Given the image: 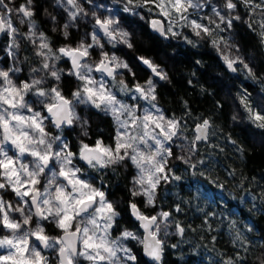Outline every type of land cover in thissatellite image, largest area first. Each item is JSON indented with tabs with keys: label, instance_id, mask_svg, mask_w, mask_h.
I'll use <instances>...</instances> for the list:
<instances>
[{
	"label": "snow or ice",
	"instance_id": "6c2138e0",
	"mask_svg": "<svg viewBox=\"0 0 264 264\" xmlns=\"http://www.w3.org/2000/svg\"><path fill=\"white\" fill-rule=\"evenodd\" d=\"M122 2L123 11L134 15L138 14L135 7L151 4L168 22L165 28L162 21H151L153 30L163 38L182 35L175 30L177 27L190 28L197 37L210 38L229 71L236 72L239 64L248 75L255 76L241 56L229 54L233 45L215 33L230 31L234 21L241 20L238 4L250 13L257 9L264 13V0H143V5L136 0ZM13 3L14 0H0V34L8 39L4 51L12 61L7 68H0V233H6L0 234V264H51L45 250L55 253L57 264H80L81 258L90 264H139L137 255L124 241H136L149 264H163L168 229L174 223L172 213L157 211L148 215L130 199L129 212L143 234L125 228L114 237L120 212L103 185H96L98 178L89 170L100 172L130 164L136 169L130 195L143 197L145 207L155 209L161 183L182 179L169 163L174 146L187 153L176 155V159L188 165L193 175L198 164L208 167L204 160L193 163L192 156L198 152L197 144L208 140L210 121L197 123L194 137L186 143L187 123L166 117L157 104V84L168 80L167 72L151 59L139 57L150 72L141 83L126 61L106 50L107 45L116 48L119 44L132 48L133 42L119 20L97 14L103 5L94 0H56L65 21L61 25L56 16H51L53 31L63 37V46L55 47L34 19V0H25L18 7L10 6ZM205 7L215 18L201 17L207 24L189 19L190 10L202 11ZM81 22L91 24V30L74 40L71 30H79ZM19 25H26L27 31H21ZM248 26L251 28V23ZM260 27L264 42V18ZM26 46L32 47L36 62L30 76L20 80L16 75L22 71L19 65L31 60L29 56L21 57ZM125 71L133 77L131 86L124 79ZM65 77L78 81L71 97L61 88ZM241 104L248 119L264 129V113L251 106L247 95L241 97ZM80 105L112 118L114 144H106L102 138L90 144L81 138L73 150L65 129L79 126L81 136H88L89 118L77 112ZM49 126L56 134L49 131ZM9 193L12 198L6 199ZM175 211H182L179 204ZM208 215L205 213V222ZM47 225H55L61 234L48 235ZM175 228L182 236L184 227L177 222ZM251 243L237 231L234 246L239 244L247 252ZM217 264H246V257L237 253Z\"/></svg>",
	"mask_w": 264,
	"mask_h": 264
},
{
	"label": "trees",
	"instance_id": "16d2710c",
	"mask_svg": "<svg viewBox=\"0 0 264 264\" xmlns=\"http://www.w3.org/2000/svg\"><path fill=\"white\" fill-rule=\"evenodd\" d=\"M136 3L143 5V0H136ZM85 7L91 8L87 4ZM149 8L152 10L149 11ZM34 10L39 28L49 36L55 47L63 46V37L59 31H53L51 21V16H56L58 21L60 18L56 0H34ZM137 10V15L124 11L120 15L121 22L131 33L133 47L119 44L116 48L107 45L106 49L114 50L117 56L126 60L136 74L135 79L141 83L148 79V74L140 65L139 57L151 59L167 72L168 80H160L157 84V104L166 117H175L187 123L184 135L189 141L195 135L197 123L203 119L210 121L209 141L198 143V152L192 156L193 163L204 160L208 167L198 164L193 175L188 165L172 158L170 167L182 179L161 183L155 209L145 207L143 197L130 195L133 169L117 165L98 172L99 181L108 189V198L120 212L119 226L113 235H119L125 228L142 235L138 221L128 209V201L132 199L148 215L157 211L172 213L174 223L168 230L163 264H217L227 257H236L237 253L239 257H246V264H264V129L252 123L247 111L245 113L240 107L241 97L245 95L257 111L258 106L264 105V42L259 23L252 24L249 9L238 4L241 20L234 21L230 31L215 33L226 40H230L227 39L228 34L234 36L232 41L239 48L238 54L255 73V76H250L239 64L236 65V72L229 71L221 54L210 43V38L197 37L190 28L177 27L175 30L182 35L162 40L151 32L150 23L160 18L168 26L164 17L151 4ZM59 23L63 24L62 17ZM91 27V24L81 22L79 30H71L73 39L77 40ZM20 29L27 31V28ZM7 42V37L3 35L0 48H4ZM32 52L31 46L21 51L22 58H31L29 63L19 65L22 79L35 66ZM6 58L8 63L9 58ZM125 80L131 86L133 77L130 74L125 76ZM77 85L74 77H65L61 81V88L68 97ZM85 116L89 118L87 137H82L78 128L64 130L73 150H76L81 138L90 144L101 138L106 144H114L115 124L110 116L95 109L87 110ZM52 133L56 134V130L53 129ZM178 204L182 208L180 212L175 211ZM205 213H209L207 222ZM177 222L185 229L182 236L176 233ZM48 227L47 231L57 233L52 225ZM249 227L251 231H248ZM237 231L252 242L247 252L239 244L233 245ZM129 247L137 255L139 264H149L136 241H130Z\"/></svg>",
	"mask_w": 264,
	"mask_h": 264
},
{
	"label": "rangeland",
	"instance_id": "374dc122",
	"mask_svg": "<svg viewBox=\"0 0 264 264\" xmlns=\"http://www.w3.org/2000/svg\"><path fill=\"white\" fill-rule=\"evenodd\" d=\"M96 4H101V5H103V7H101V8H99V10H98V15H100V14H102L103 16H109V15H112L115 19H117V20H119L120 21V27L122 28V29H124V30H126V31H128L126 28H125V26L123 25V23L121 22V20H120V15H121V12H123V7H124V4H122L121 3V1H116V0H103V1H100V2H95ZM211 3H222V0H211ZM21 3L18 1V0H14V3L12 4V5H10V6H12V7H18L19 5H20ZM88 5V4H87ZM88 6H91V5H88ZM58 8V7H57ZM86 9H88L89 11H91L92 10V8H87V7H85ZM138 7H135L134 8V11L136 12V13H138ZM58 12H59V14H60V16L62 17V23H64V21H65V14L63 13V11L61 10V9H59L58 8ZM237 14H239L238 13V10H237ZM204 16H213V13H212V11H211V9L210 8H208V7H205L202 11H196V12H193L192 10H190V15H189V19H196V20H198L199 22H202V23H205L206 24V22H207V20H201V17H204ZM213 18H215L214 16H213ZM262 18H264V13H262L259 9H257L254 13H250V22L252 23V24H254L253 22H258L259 23V26H260V21H261V19ZM15 20H16V17L15 16H13V21L15 22ZM245 20V19H244ZM247 22H248V20H247ZM19 27H21V28H27V26L26 25H19ZM260 29H261V27H260ZM262 30V29H261ZM129 32V31H128ZM83 34V33H82ZM229 36V37H228ZM228 36H227V39H230V40H228L229 41V43L230 44H232L233 45V47H232V49H231V52L229 53L230 55H232V56H240V54H238V52L236 51V46H235V44H234V41H232L233 39H234V36L233 37H231V35L230 34H228ZM80 37H78V39H79ZM121 46H123L122 44H120ZM4 48H5V46H4ZM4 48H0V68H7L8 66H10L11 65V63H12V61L10 60V58H9V62L7 63L6 62V60H7V58H6V53H5V51H4ZM120 48V47H119ZM106 50H108V49H106ZM122 50V49H121ZM110 53L111 52H115L114 50H108ZM226 52H227V50H225ZM93 59H95V56L93 57ZM122 59V58H121ZM122 60H124V59H122ZM244 60V59H243ZM124 61H126V60H124ZM164 70V69H163ZM123 71V70H122ZM165 71V70H164ZM166 72V71H165ZM127 74H129V73H127L126 71H125V74H124V79H125V75H127ZM17 75V77L20 79V80H23V79H27L29 76H30V71L27 73V75H26V77L25 78H23L22 79V73L21 72H19V73H17L16 74ZM95 75H99V74H95ZM130 75V74H129ZM118 79H119V77H118ZM240 107H242L243 108V110H244V112L246 111L245 109H244V107H243V104H240ZM160 109V108H159ZM255 109V108H254ZM87 110H89V108L87 107V106H85V105H80L78 108H77V112L82 116V115H86V112H87ZM256 110V109H255ZM264 111V105H260V106H258V111ZM257 111V110H256ZM84 112V113H83ZM83 113V114H82ZM246 113V112H245ZM89 126V125H88ZM74 128H78L79 130L78 131H80L81 132V129H80V127L79 126H74ZM52 130V131H51ZM49 131H51V132H53V129L51 128V126H49ZM187 142H190L188 139H187V141H186V143ZM177 143H179V142H177ZM173 152H174V155H173V157H171L170 158V160L172 159V158H175L176 159V155H187V153L186 152H181L180 151V149L178 148V147H173ZM193 158V157H192ZM122 167H124V166H122ZM125 168V167H124ZM128 168H131V169H133V175L135 174V172H136V169L134 168V167H132L130 164L126 167V169H128ZM96 184H98V183H96ZM12 198V194L11 193H9L7 196H6V199H11ZM55 229H56V232L57 233H54V232H49V231H47V230H49V227H48V225L46 226V232H47V234L48 235H50V236H58V235H60L61 233H60V230L59 229H57L56 227H55V225H52ZM169 230V229H168ZM2 234H6V233H2ZM114 236V235H113ZM115 237V236H114ZM133 242V241H132ZM124 243L129 247V243H130V241H124ZM45 255H47L48 257H49V259H50V261H51V264H57V261H56V255H55V253L53 252V251H51V250H45V253H44ZM80 264H90V262L89 261H87V260H84V259H82L81 258V260H80Z\"/></svg>",
	"mask_w": 264,
	"mask_h": 264
},
{
	"label": "flooded vegetation",
	"instance_id": "af4514ba",
	"mask_svg": "<svg viewBox=\"0 0 264 264\" xmlns=\"http://www.w3.org/2000/svg\"><path fill=\"white\" fill-rule=\"evenodd\" d=\"M103 1V0H102ZM116 1H120V0H116ZM58 15H59V21H61V16H60V14L58 13ZM165 23V22H164ZM165 25H166V23H165ZM166 28H167V26H166ZM154 34V33H153ZM156 35V34H155ZM138 61H139V63H140V65L142 66V67H144L145 69H146V73L148 74V77H149V75H150V72H149V70H147V68H146V66H144L142 63H141V61L138 59ZM129 74H127V75H125V76H128ZM90 171V173H91V175L92 176H95V177H97L98 178V172H96V171H94V170H89ZM98 181V184H96L98 187L99 186H101V185H103V188H104V190L106 191V192H108V189H107V187H105L104 186V184L102 183V182H100L99 181V178L96 180V182Z\"/></svg>",
	"mask_w": 264,
	"mask_h": 264
},
{
	"label": "water",
	"instance_id": "95a60500",
	"mask_svg": "<svg viewBox=\"0 0 264 264\" xmlns=\"http://www.w3.org/2000/svg\"><path fill=\"white\" fill-rule=\"evenodd\" d=\"M154 20H160V21H162L163 23H164V21L162 20V19H160V18H155ZM164 26H165V28H166V25H165V23H164ZM150 30H151V32L152 33H154V34H156L159 38H161L162 40H167V39H165V38H163L158 32H156V31H154L153 30V28L151 27V23H150ZM3 36V34H0V38ZM169 39V38H168ZM210 129H211V127H210ZM210 129H209V135H210ZM209 141V136H208V140L207 141H204L205 143L206 142H208ZM199 143H202V142H199ZM139 223V222H138ZM141 230V232H142V234H143V230L142 229H140Z\"/></svg>",
	"mask_w": 264,
	"mask_h": 264
}]
</instances>
